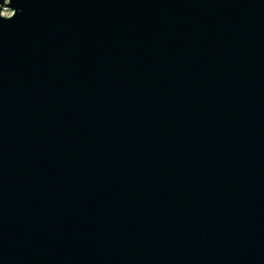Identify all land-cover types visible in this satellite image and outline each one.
I'll use <instances>...</instances> for the list:
<instances>
[{"label":"water","instance_id":"95a60500","mask_svg":"<svg viewBox=\"0 0 264 264\" xmlns=\"http://www.w3.org/2000/svg\"><path fill=\"white\" fill-rule=\"evenodd\" d=\"M0 264H264V0H0Z\"/></svg>","mask_w":264,"mask_h":264},{"label":"rangeland","instance_id":"374dc122","mask_svg":"<svg viewBox=\"0 0 264 264\" xmlns=\"http://www.w3.org/2000/svg\"><path fill=\"white\" fill-rule=\"evenodd\" d=\"M12 13V10H10L9 8H4L3 10H2V15H4V16H9L10 14Z\"/></svg>","mask_w":264,"mask_h":264}]
</instances>
